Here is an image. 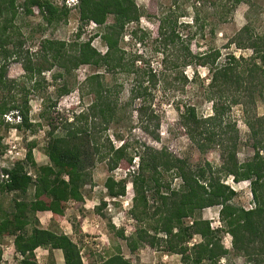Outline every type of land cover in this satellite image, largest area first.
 Returning <instances> with one entry per match:
<instances>
[{
  "label": "trees",
  "instance_id": "obj_1",
  "mask_svg": "<svg viewBox=\"0 0 264 264\" xmlns=\"http://www.w3.org/2000/svg\"><path fill=\"white\" fill-rule=\"evenodd\" d=\"M63 1L59 4L55 0H0V158L6 152L3 130L14 127L34 132L43 126L42 122L35 123L30 117V96L33 90L47 83L44 76L47 71H54V82L62 81L56 89L58 96L72 91L68 78L81 65L105 68L114 77L120 72L133 75L134 83L129 102L123 104L120 100L122 84L106 83L102 72L89 74L83 84L93 100L86 110L63 118L54 114L56 101H51L49 106L45 103L41 117L49 126L45 148L49 163L37 162V141L33 140L27 144L24 159L15 160L12 166L3 169L0 192L22 195L14 200L11 212L0 215V235L14 237L19 264H46L37 259L36 250L41 247L50 251L62 250L65 264H83L78 243L66 233L42 227L37 213L50 211L57 219L66 217L70 201L84 203L83 187L98 162L107 160L109 170L113 171L122 165L133 166L135 157H139V168L130 169L128 174L134 193L132 214L137 221L152 227L154 234L146 226L141 228L137 237L129 239L133 251L141 242L148 241L153 246H162L168 252L179 254L183 264H222L221 259L230 253L222 238V233L226 232L232 236L235 253L246 257L244 264L264 263V258L252 257L264 255V116L256 118V122H252L250 116L247 119L255 154L245 162L238 158L236 124L225 116L228 107L239 102L249 114V105L258 86L264 85V69L256 60H264V36H253L251 26L247 24L233 40L238 47L254 50L255 54L246 66L242 64L244 58L233 54L218 64L219 51L194 55L196 63L212 67L210 88L214 91L210 92L214 114L204 117L195 105L186 104L184 110H180V123L200 150L218 146L222 163L219 168L209 162L193 166L187 158L178 156L167 146L155 148L142 143L133 147L131 140L124 138L121 130L116 128L114 134L122 141L118 146L109 135L113 123L131 119V114L128 119L126 114L132 108L130 113L137 114V125L154 139H160L161 119L154 109V91L160 74L150 65L138 64L136 57L129 58L121 46L127 25L140 21L141 10L136 1L78 0L75 4L81 22L77 37L81 38L88 23H96L102 29L98 36L107 47L105 52L93 46V38L75 42L44 38L40 49L31 50L27 47L23 18L38 14L47 27L66 22L72 8ZM232 1L235 5L246 0ZM213 3L216 4V0ZM195 18L199 19L198 16ZM177 24V18H162L159 31L165 46L179 40ZM166 55L163 59L165 69L169 62ZM13 62L21 63L24 69L19 78L10 77ZM7 115L18 116L19 121L12 122ZM222 173L233 176L236 182L251 180L255 207L247 209L233 202L237 190L223 180ZM166 174L172 176V182L166 180ZM174 179H181L179 187L173 186ZM128 183L127 178L116 180L110 175L105 186L109 195L118 198L128 193ZM32 187L34 194L29 197ZM149 191L153 192L152 202ZM105 206L106 202H102L98 210ZM213 206L221 207L222 224L217 227L203 214L206 208ZM187 218H191V223L187 224ZM120 234L126 237L124 232ZM196 236L200 241H194ZM2 259L0 247V263ZM101 264L134 262L119 251Z\"/></svg>",
  "mask_w": 264,
  "mask_h": 264
},
{
  "label": "rangeland",
  "instance_id": "obj_2",
  "mask_svg": "<svg viewBox=\"0 0 264 264\" xmlns=\"http://www.w3.org/2000/svg\"><path fill=\"white\" fill-rule=\"evenodd\" d=\"M23 1V0H20ZM62 4L63 0H55ZM141 10L139 22L127 25L122 38L121 46L126 50L129 58H137L140 65H150L158 70L159 83L155 89L154 109L160 115L161 125L159 127L160 139H154L137 125L138 117L132 108L126 114L129 120H120V124H112L109 131L111 140L115 145H121V140L114 134L116 128L121 130L124 138L131 140L133 147L142 143L155 148L167 146L180 157L187 158L193 166L211 163L214 168H219L222 163V153L218 146L209 147L205 151L198 148L191 137L186 133L180 123V110H184L186 104H193L197 107L200 115L206 117L214 114V101L211 99L212 90V67L202 66L196 63L194 55L201 53L220 52L218 64L224 63L229 55H236L237 58H244L242 64L248 65L254 56V50L249 47H238L233 42L242 28L250 24L253 36H264V0L242 1L239 4L232 0H135ZM66 4L72 8L68 21L58 25L47 27L44 25L40 15L24 17L22 20L23 30L28 38L27 47L36 51L40 49L44 38H54L70 42L89 40L93 38L92 44L98 50L105 52L107 47L98 34L102 31L101 26L94 22L88 23L82 32L81 38L77 37L79 25V12L75 8L74 1L66 0ZM170 20L177 18L176 26L179 40L176 43H169L168 46L162 42L159 26L162 18ZM196 16L199 17L196 20ZM243 36H246L243 35ZM169 58L168 68L165 69L164 56ZM194 60V63H193ZM257 63L264 69V60L257 58ZM174 65V66H173ZM54 71L44 73L46 84L31 93V113L33 122H42L43 126L36 131H21L11 128L6 131L4 143L6 152L0 158V182L4 168H9L15 160L24 159L27 151V144L36 140L35 157L39 164L49 163L45 148L47 146V131L49 126L41 117L45 103L49 106L51 101H56V115L60 117H72L74 112L86 110L93 98L84 86L89 74L102 72L108 84H122L120 100L126 104L130 100V92L133 86V75L120 72L115 77L107 72L105 68H98L92 65H81L68 79L72 91L66 95L58 96L56 89L62 85V81L54 82L52 74ZM24 74V69L19 62H13L10 67V77L19 78ZM264 84V77H262ZM121 88V85L120 87ZM212 90V91H211ZM262 90V91H261ZM211 91V92H210ZM139 104V102H138ZM134 107V106H133ZM249 114L245 111L243 103L239 102L228 107L226 118L236 124L239 133L238 158L245 162L255 154L254 139L247 119L250 116L252 122L256 118L264 116V85L258 86L256 96L249 105ZM180 108V109H179ZM123 115V114H122ZM8 120L19 121V117L10 115ZM128 119V117H127ZM113 128V129H112ZM131 150V149H130ZM131 152V151H130ZM132 153V152H131ZM139 157H135V163L131 167L121 166L113 171L109 170L108 161H101L92 170V177L85 183L83 193L84 203L70 202L67 215L62 219L55 218L52 213H40L44 228L55 227L58 232H67L75 242L78 243L83 257V264H101L108 256L115 252L130 259L134 264H183L181 256L177 253L168 252L163 247L153 246L150 242L144 241L139 244L135 251L130 246L132 237H137L141 228L152 227L145 225L135 219L132 214L134 206L131 191L132 179L128 174L130 169L138 170ZM30 172L35 171L30 168ZM113 175L116 180L127 178L128 193L125 196L115 198L109 195L105 186L107 178ZM223 180L237 190L234 203L247 209L255 207L254 197L251 188V180L236 182L231 175L221 174ZM67 177V176H66ZM166 180L172 182L171 175H165ZM181 179H174L173 186L179 187ZM34 187L29 190L28 196L32 197ZM151 202L153 192H148ZM21 198L17 192H0V215L3 212H11L14 208V200ZM106 202V206L99 211L98 206ZM220 206L206 208L204 217L211 220L213 226L222 224L220 219ZM50 222L49 220H51ZM49 221V222H47ZM153 222V221H152ZM187 224L191 218L186 219ZM32 226H29L31 229ZM120 232H124L123 237ZM223 242L229 248L230 253L221 259L222 264H244L246 257L235 253L232 243V236L229 233H222ZM194 241H200L196 236ZM14 237L0 235V247L3 251V259L0 264H19L20 257L14 250ZM37 259L41 263L50 264L54 251L39 248L36 250ZM62 254V253H59ZM60 257L62 255H59ZM255 258H264L263 254L254 255ZM64 263V261H63ZM65 264V263H64ZM264 264V263H262Z\"/></svg>",
  "mask_w": 264,
  "mask_h": 264
},
{
  "label": "crops",
  "instance_id": "obj_3",
  "mask_svg": "<svg viewBox=\"0 0 264 264\" xmlns=\"http://www.w3.org/2000/svg\"><path fill=\"white\" fill-rule=\"evenodd\" d=\"M49 213L50 211H40V213ZM50 213H52V212H50ZM37 215H38V217H39V219H40V221L42 222V223H44V221H43V219H41V217H40V214L39 213H37ZM53 215V214H52ZM54 216V215H53ZM51 220H49L50 222H52V218H50ZM49 221H47V222H49ZM49 229H52V230H55V227H51V228H49ZM55 231H57V230H55ZM58 232V231H57ZM63 233H67V232H63ZM45 250H48V249H45ZM54 251V256H52V260H55L54 262H52V263H50V264H64L65 263V261H64V255H63V252H62V250H60V249H54L53 250ZM59 253H62V254H59ZM59 255H62L61 257L59 256ZM63 261H64V263H63ZM47 264V263H46Z\"/></svg>",
  "mask_w": 264,
  "mask_h": 264
},
{
  "label": "built area",
  "instance_id": "obj_4",
  "mask_svg": "<svg viewBox=\"0 0 264 264\" xmlns=\"http://www.w3.org/2000/svg\"><path fill=\"white\" fill-rule=\"evenodd\" d=\"M7 118H11L10 115H7ZM3 177H4V175L2 174V178ZM70 202H73L74 203V201H70Z\"/></svg>",
  "mask_w": 264,
  "mask_h": 264
},
{
  "label": "clouds",
  "instance_id": "obj_5",
  "mask_svg": "<svg viewBox=\"0 0 264 264\" xmlns=\"http://www.w3.org/2000/svg\"><path fill=\"white\" fill-rule=\"evenodd\" d=\"M72 1H74V3H75V2H78V0H72Z\"/></svg>",
  "mask_w": 264,
  "mask_h": 264
}]
</instances>
